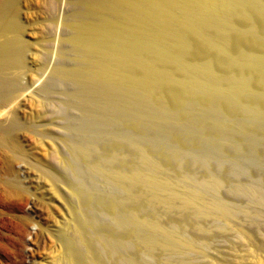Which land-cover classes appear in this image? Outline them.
Wrapping results in <instances>:
<instances>
[{"label": "bare ground", "instance_id": "bare-ground-1", "mask_svg": "<svg viewBox=\"0 0 264 264\" xmlns=\"http://www.w3.org/2000/svg\"><path fill=\"white\" fill-rule=\"evenodd\" d=\"M35 1H39L40 8L33 9L25 6V13L36 14L32 21L25 25L20 16L22 7L19 0H0V152L5 158V168L13 173L11 174L13 177L8 179H3L0 176V264H117L116 259L118 260V258L123 259L124 263L126 261L128 264H143L138 259V256H132L135 254H132L131 246L128 243H134L141 251L143 249L144 252L152 256L156 253L157 241H161L165 246V239H168V242L172 237L167 238V235L161 232L162 228V231L165 229L163 225H168L167 223L164 224L165 221L162 222L163 219L162 221L161 218L159 219L158 214H156L157 218H155V210L157 211L158 209H155V203L166 202L164 204L168 206L167 203H169V206H171L170 202H175L174 199L176 197L179 198L180 195L178 194H181L175 190L171 191L167 196L163 195L165 197L155 193L158 183V185L162 183V185L167 187L168 191L172 190L174 178L178 176L173 174V177L170 172L161 174L168 170V167L166 168V165L163 164L166 162L168 166V162L173 161L175 155H177L175 154L173 143L169 139H161L168 129L165 127V124L168 123L167 120L169 118L171 120L174 119L179 128L185 129L184 120L191 119V121L188 120L190 123L195 121H193L194 118L190 114L193 110L204 108L209 113L218 112L221 110L222 102H224L233 105L235 110L239 112L246 111V114L248 112L253 114V117L256 118L255 123L258 122L257 125L253 124V126L250 120L249 123L251 125L243 126V129L240 125L235 124L237 128L239 126L241 128L240 132H238L233 125H229L227 129L225 127L222 130L223 126L220 122L219 124H214V126L212 125V127H208L209 124L203 126L204 123L202 127L199 126L202 128V132L205 131L212 137H219L220 133L223 136L224 133L222 131L226 130L233 135L238 133L236 137H239L240 134H242V137L248 134L253 136L256 133H260L264 137V107L256 106L257 104H249L250 102L245 100H236L233 96L232 98L230 94H227L228 92L216 94L212 90L213 87L222 86L236 89L248 87L259 95L264 96V72L253 79H249L250 77L248 78L244 73L237 71L238 74H235L236 76L232 71H230L232 74L221 76L212 68L211 64L213 63L209 61L210 64H204L206 59L201 63L195 57L196 47L199 48L208 42L209 47L212 48L210 49V51H213H211L212 54L214 53L215 57L217 56L216 58L229 69L237 64L245 65L249 59H254V63L253 60L251 61L252 64L256 65L255 63H257L263 67L264 58L260 57V55L256 54V56L253 54L254 58H250V54L248 53L249 56H247L248 54L246 52V55L245 51L234 54L229 39L231 35L238 36L241 32L238 31L237 27L239 25L237 26L235 17L229 13L231 10L228 8H233L234 6V9L237 7V9L241 8L246 11L244 5L247 6L246 4H248L255 9L253 11L261 13V17L263 16L264 4L261 3V0H57L59 2L58 13L56 10L57 15L41 17L38 14L42 10L48 9L49 11L52 1ZM68 1L70 6H72V8L69 6L71 8L69 11L66 6ZM50 25L55 27L54 43L62 33L63 26L69 31V35L66 38L68 42L64 41L69 43L70 49L75 52V65L70 69L59 64L56 60L57 55L60 56L59 53H61L58 46L56 49L55 47L50 48L51 40L47 34V29L51 27ZM249 29L258 34L259 29L255 23L250 22ZM191 30L197 35L196 39L198 42L196 47L190 40V36H188V31ZM261 31H263L262 34L264 35V29ZM227 34L228 36L230 35L229 39ZM198 53L197 55H199ZM165 60L167 61L166 63H175L177 68L179 67L189 74L188 78L186 77L188 80H184V78L181 82H178L188 91V94L191 85L197 86L206 97L202 105L192 96H188L186 100H181L174 96V93H171L175 75L173 70L170 69L171 65L168 64L170 67H165ZM47 72L48 74L46 75ZM233 72L235 73V70ZM138 75L143 76L144 79L147 78L150 83L148 89L143 88L142 84L140 85V83L136 82ZM56 77L65 80L71 79L76 81H73L74 83L80 85V88L76 85L78 93H75V89V94L72 93L69 96L79 98L81 106L86 112L85 115L84 110L79 107L85 115V122H88V116L90 118L89 122L92 121L102 127V124H105V131L107 129L112 134L115 117L117 116V113L115 116L116 108L121 107L123 109V115L120 116L118 114L119 118L122 117L120 119L128 121L137 131L140 130L147 134L145 142H143L142 146H138V152L136 149L137 153H134L132 157L137 156L138 161L143 166L145 165L144 169L146 168L148 172L142 171V166H140L142 168L136 167L135 173L129 171L128 173L121 168H115L113 164V167L106 168L107 166L102 165L103 162L101 160L103 158L101 160L94 159L98 156L103 157L106 155L111 157L112 154L114 157V154L120 150L121 145L119 146V143L115 144L112 142V145L105 150L101 148L99 150L91 138H89L91 139L89 141L88 139L68 136L65 133L61 134L53 130L54 123L58 119L55 107L63 109L64 107L59 105L67 102V99H65L66 102L63 99L69 93L66 92L64 94L65 88H62V93L64 94L62 100L64 102H61L60 98H58L59 100H54L57 94L55 95L52 92L53 89H56L52 87ZM39 80H42L41 84L31 89L34 83ZM260 87L263 88L262 91L261 89L259 90ZM51 92L55 95L54 98H52L53 95L48 100H46L45 96L43 97L45 98L44 100L40 98L41 94L49 95ZM35 95L39 98H35ZM27 97H34L39 105L41 103L43 105L41 110H37V119L31 124L27 123L28 125L18 117V112L26 102ZM59 97L62 96L59 95ZM97 99L102 102L100 103L101 105H104L102 106L104 107L103 109L98 106L99 101ZM74 103L76 102L73 101L71 105ZM65 107L66 110L69 105L66 103ZM72 107L74 106L72 105ZM146 110L156 117L157 120L155 119L156 125L147 127L145 124L146 127L143 128L141 122L135 120L134 118L136 117L133 118L132 115L135 112L140 115L145 114ZM177 110H181L183 113L176 112ZM66 114L68 113H63L59 118ZM241 120L239 121L240 124ZM220 121L222 122V120ZM226 122L228 124L230 120ZM223 123L225 124L224 121ZM63 124L61 122V126L69 128L70 122L66 121ZM83 124L85 125V123ZM80 127L82 128V126ZM29 128H31V131H29ZM30 135L36 138L37 146L42 150H49L50 159L39 161L24 160L22 158L23 155L26 156L27 153H31V148L28 146ZM233 135L230 137H233ZM112 137H114L113 134ZM56 139H59L64 144L68 152L57 146V143H55ZM259 142L262 144V141ZM251 146H253L252 143ZM96 150L99 151L100 155L93 157V153ZM25 152L27 153L25 154ZM156 152L159 154V158L161 157L160 155H166L164 158L161 157L163 161L156 158ZM261 156H264V154ZM70 158L72 160L74 158L76 160L79 159L78 163L82 161L81 164L84 162L88 163V168L91 171L100 174H82L83 172L81 174H72L77 173L78 168L74 167L75 165L72 164L73 161H70ZM18 160H23L18 164L19 170L17 165L16 169L14 168V163ZM111 161L113 162V160ZM135 161L137 160L135 159ZM138 161L135 163H138ZM185 179L182 180L184 181ZM216 180L218 178L215 179L216 184L218 182L222 184L221 179L217 182ZM190 181L192 182V180ZM195 182L196 180H194ZM188 185L192 184L189 183ZM217 185L219 186V184ZM134 186L139 189V193L137 196L135 195V200H133L135 203L129 206L126 202L129 201L130 195L133 194L131 189ZM195 189L197 188L195 187ZM119 190L126 194L124 198L121 196L122 199L117 195ZM145 190L152 193L151 198L145 195ZM197 195L199 196L197 201H200L201 198H207L201 194V196ZM181 198L183 199V197ZM188 198L190 199V197ZM187 203L184 202L185 206L189 205ZM42 204L47 208L46 211H48L54 224L41 222L39 218L41 213L37 209V205ZM184 204H181V206H184ZM218 204L221 207L224 206L221 201H218ZM185 206L183 207L184 209ZM177 207H180V205H177L175 209ZM226 207L228 208V206ZM138 209H141L140 211L148 209V213L146 212L147 210L145 211L148 214L147 216L145 213L147 216L145 220L142 219L143 221H140V217L137 218L136 216L137 213L135 215V212H137L135 210ZM207 209L209 208L207 207ZM184 212L181 213L183 214ZM58 215L59 217L61 216L60 220L57 218ZM59 222L61 223L60 225L55 224ZM189 223L191 224L192 222ZM142 224L151 225L152 228L148 231L151 232L153 229L152 234L149 232L147 234V230H143L144 225ZM51 226H54V228H51ZM148 229L150 228L148 227ZM171 234L175 233L172 232ZM47 246L51 250L39 257L36 254V250ZM171 249H173V245ZM248 251L249 254L255 255L254 250L248 249ZM179 252L180 255L182 252L180 250ZM176 253L174 255L177 256L178 254ZM257 256L259 255L256 254L254 258L256 259ZM181 258L178 259L179 263L176 262L177 264H193L191 261H185V257L183 258L185 260ZM258 259L257 261L261 260ZM221 260H211L208 263H234L231 259L227 260V263H225V258L224 263ZM249 260L251 261L252 259Z\"/></svg>", "mask_w": 264, "mask_h": 264}, {"label": "rangeland", "instance_id": "rangeland-1", "mask_svg": "<svg viewBox=\"0 0 264 264\" xmlns=\"http://www.w3.org/2000/svg\"><path fill=\"white\" fill-rule=\"evenodd\" d=\"M51 1H52L53 5L51 4V6L49 7V11H48V9L42 10L38 14L39 16L45 17V16H49V15L50 16L51 15H57V13H58L57 7L59 6V4H58L59 0L58 1L57 0H51ZM261 1L260 2L262 4H264L263 3L264 0H261ZM19 2H20V5L22 7L21 9L23 11V12L21 11V13H20L21 19L24 21L25 25H27V24H29L28 22L32 21V19L35 17L36 14L31 13V12L25 13V11H24L25 6H28L29 8H33V9H38V8H40V3H39V1L36 2L35 0H19ZM54 2H55V4H54ZM246 5L247 6L244 5V8H246V11L245 10L243 11L241 8L237 9V7H235V9H236L235 10L234 6H233V8H231V7L228 8L231 10V12H229L230 10L228 12L234 15L236 24H237V26L239 25V27H240V28L237 27V29L241 33H239L238 36H234V35L232 36L231 35V38L229 37L230 35L228 36V34H229L228 33L227 37H228V39L230 38L229 42H231L230 45L233 49L234 54H236L237 52L239 53V52L245 51L244 52L245 54H246V52H247V54L248 53L250 54V56H249V54L248 55L246 54L250 58H254L253 54L260 55V57L264 58V35L262 34L263 31H261L264 29L263 28L264 27V11H263V16L260 17V15H262L261 13H257V11H253L255 9L251 8L252 6H249L248 4H246ZM66 6H67L68 11L72 8V6H70L69 1L66 3ZM69 6L71 8H69ZM232 9H234V10H232ZM56 10H57V13H56ZM250 22H253L258 26V29H259L258 34H255L254 32L250 31V29H249ZM50 26L51 27H49L47 29V34H48L51 42L53 41L52 43L50 42V46H51L50 48L55 47V49H56V47L58 46V48L61 50V53H59L60 56L57 55L58 57L56 58V60L59 62V64L64 65L67 69H70L75 65L74 64L75 63V52L72 49H70V46H69L70 44L66 43V42H68L66 40V38L69 35V31L67 28H65L63 26L62 33L60 34L61 37L58 36L59 35V32H58L57 36L59 38L57 37L56 42L54 43L53 37L55 36L54 35V33H55L54 28L55 27H54V25H50ZM188 32H189L188 36H190L189 37L190 40L192 41L193 45L196 47L197 42H198V40L196 39L197 35H195V33L192 30L188 31ZM26 37L28 38L27 35H26ZM51 37H52V39H51ZM58 39H60L61 41ZM64 40H66V42ZM60 43H61V45H60ZM207 43L206 44L204 43L205 45L203 44L199 48L196 47L197 49H196L195 57L201 63H203L205 59L206 60H205L204 64L209 63V61H210V63H213V64H211V66L214 69V71L219 73V75L221 74V76L222 75L227 76V75H229V73L230 74L233 73L235 75V74H238L237 72H239V73L241 72V73H244V75L246 77H248V78L250 77L249 79H251V78L253 79V78H255V76L257 78L262 72H264V66L261 67L260 65L255 63L257 65L256 66V65L251 63L252 60L254 63V59H249V61L245 65H240V64L234 65V67H233L234 69L233 68H230V69L227 68L226 65H224L218 58H216L217 56L215 57L214 53L212 54L213 51L212 50H211L212 52L210 51V49H212V48L209 47V43L208 44ZM63 45H64V47H62ZM61 48H63V49H61ZM198 49H199V51L200 50H202V51L199 52ZM197 53L199 55H197ZM151 55L156 56L155 54H151ZM53 56H54V54H53ZM164 62H165V64H164L165 67H170L169 65H171L170 69L173 70V72H174L173 74L175 75L174 76L175 77L174 83L172 82V84L174 86H171V88H173L171 90V93L172 94L174 93V96H177L181 100H186V99H188V96H192L195 100H197V102L201 103V105H202L204 103L206 97H205V94L197 86L191 85L190 86V92L188 94V91L185 90L184 87L179 83L184 78H185L184 80H188L187 78H188L189 74L186 71L182 70L181 68H179V67L177 68V65L175 66V63H171V62L166 63L167 62L166 60ZM166 65H168V66H166ZM234 70H235V73L233 72ZM230 71H232V73ZM47 74H48V72L46 73V75ZM177 76H178V78H177ZM136 79H137L136 82L140 83V85L142 84L141 86H143V88L148 89L150 87V83L147 80V78L144 79L143 76L138 75ZM42 80H43V78H42ZM42 80L41 81L39 80L36 83H34V85L32 86L31 89L38 87L41 84ZM55 80H56L55 81L56 83L54 82L53 85L56 87L53 86L52 88H56V89H53L52 92L55 93V95L57 94L56 97L51 92L52 94L50 93L49 95L48 94L47 95L41 94L40 98L42 100H44L45 98H46V100H48V98L51 99L50 96L53 95L52 98L55 97L54 100L55 99L59 100L58 98H60V100L62 102L63 100L65 101V99H67V102L66 101L65 102L69 105L70 109H69V107H67V109L65 110L66 103L59 105L60 107L63 106L64 107L63 109H61L60 107H59L60 109L55 107V110H57L55 112H57L58 114L60 113L59 116H61L63 113L64 114L68 113V114H66L65 116H62V118L61 117L59 118L58 114H56V116L58 117L59 120L56 119L57 121L54 124L56 125V123H58V125H56V127H55V125L53 124L54 125L53 130H55L56 132L61 133V134L65 133V135H68V136H72V137L76 136L77 138L86 139V140L88 139L89 141H91V139H92V141L94 140L93 142L96 143L94 145H96L97 146L96 148H99V150H101V149L105 150L107 147L112 145V142L115 144L119 143L118 145L119 146L121 145L120 150L117 151L116 154H114L115 155L114 157H113V154L111 155V157H109V155H106V156L102 155L103 157H101V156L99 157L98 155H100V154L98 153L99 151H97L98 150L97 149L96 150L97 152L94 151L93 157H95V156L96 157L98 156V157L94 158V159L95 160L96 159L101 160L103 158V160H101L103 162V164L102 163L101 164L104 165L105 167L107 166L106 168H111L115 165V168H119V169L121 168L124 171H127V172L129 171L131 173H135L136 167L142 166L143 167L142 171L148 172V170L146 168H145L146 170L144 169L145 165L143 166V164L138 161L137 156L132 157L134 155V153L138 152V149H137L138 146L139 145L142 146L143 142H145V139L147 138V134L143 133L140 130L137 131L136 129H134L132 127L131 124H129L128 121H126L125 119H120L122 117L119 118L118 114L120 116H122L123 112H124L121 107L116 108L115 116L117 113L118 117L117 116H116L117 118L115 117L114 131L112 133L114 137H112V134L109 133L107 129L105 131V126H106L105 124H102L103 125V127H102L100 125L94 124V122H92V121L89 122L90 118H88V116H87V119H89V120L86 119L88 122L84 121L86 112L83 109V107L81 106L79 98L77 99L76 96L75 97H73L71 95H70L71 97L69 96V94L74 93L75 89L77 90L78 87L80 88V85L78 83H74L76 81L73 80L74 81L73 82L71 79H69L70 80L69 81L68 79L65 80V79H62V78L59 79L58 77H56ZM57 85L60 86L59 89L61 88L60 94H59L60 91L58 92L59 89H58ZM76 85L78 87H76ZM62 88H65V90L63 91ZM232 88H230L228 86H226V87L222 86V87H213L212 90L216 94L221 93V92H224V93L228 92L227 94H230L231 97L233 96L236 100H245L246 102H250L249 104H252V105L257 104L256 106L264 107V96L259 95L257 92L249 89L248 87H240L237 89L236 88L232 89ZM260 89H261V91L263 90V88H261V87L259 88V90ZM76 90H75V93H78V90H77V92H76ZM62 91H63V93L65 92L64 94H66V92H69L66 94L67 96L65 95L66 97L64 96V99H63L64 94L62 93ZM79 92H80V89H79ZM59 95L62 97H59ZM35 96H36L35 98H39L37 95H35ZM44 96H45V98H43ZM35 98L34 97L33 98L27 97L26 102L22 105L21 109L18 112V117L21 119L22 122H24L26 124L27 123L31 124V122L33 123V121H35L37 119V115H38L37 110H41V108L43 107L42 103H41V105H39L36 102ZM68 98H70V99H68ZM73 101L76 103L78 102L77 104L74 103L75 105L72 104L74 107H72V105H71V103H73ZM97 101H99V100L97 99ZM98 103H99L98 106H101V107L104 106V105L100 104V103H102L101 101H99ZM79 107H81L80 108L81 110H84L85 115H84V113H82L83 111L81 112ZM103 108L104 107H102L101 109H103ZM171 109H172V107H171ZM220 109L221 110H219L218 112L215 111L212 113H209L207 111V109H204V108L198 109V110H193L190 114L192 115L191 117L194 118L193 121L194 120L195 121L190 123L189 121H191V119L190 120L189 119L184 120L185 123H183V125L185 126V129L179 128L178 124L176 123V121H174L173 118H172L173 120H171L169 118L167 120L168 123L165 122L166 123L165 127H167L168 129L166 128L167 131L161 139H164V138L166 140L169 139L173 143V146H174L175 151H176L175 154H177V155H175L173 161L171 160L170 162H168V164H169L168 166H167L166 162H165V164H163V165H166L165 166L166 168L168 167V170H166L165 172H163L161 174H166V172H168V173L170 172V174L172 176H173V174H174V176H175V174L178 176H175V178H174L175 179L174 184L171 187L172 190L168 191L166 189L167 187L162 185V183H160V185H158L159 184L158 183L157 184L158 187H156L155 193H157L160 196H163V195L167 196V194L169 195L171 191L175 190L176 192H178V193L180 192L181 194H178V195H180L179 198L176 197V199H174L175 202H170L171 206H169V203H167L168 206L166 204H164L166 202H164V203L156 202L155 203V209L158 208L157 211L155 210V218H157L156 214H158L159 219L161 218V221L163 219L162 222L165 221L164 224L167 223V225H168V226H166V224L163 225L165 229H164V231H162L163 230V228H162L161 232H164L167 235V238L172 237V238H170V240L168 242H167L168 239L162 238V239L166 240L167 246L166 245L164 246L163 245L164 243H161V241H157L158 243L156 244V248H157L155 251L156 253H155V255L153 254V256H152L151 254L148 255L146 252H144L143 249L141 251V249L137 248L134 245V243H131V242L128 243L131 246L132 251L131 250L130 251L132 252V254H135V255H132V254L131 255L132 256H138V259L141 260V262L143 264H145V261H146V264H174V263L177 264L176 262H178V259H180L181 257H182L181 258L182 260L186 259L185 261H187V262L191 261L193 264L194 263L195 264H209L208 263L209 261L216 260V259L221 260V258H222L221 261H223V263L225 260H226L225 263H227V260L231 259L235 264H264V259H263L264 258L263 257L264 256V197H263L264 196V156H261L264 154L263 153L264 152L263 151L264 150L263 149L264 148V144H263V142H264L263 138L264 137L262 135H260V133L253 134V136H252V134H248L247 136L243 135L244 137H242L241 136L242 134L239 133L240 134L239 137L241 136L243 138L242 139L241 137L240 138L236 137V136H238L237 135L238 133L233 135L228 130H226V131H222V133H224L223 136H221L222 134L220 133L219 137L213 136L214 137V139H213V137L211 135H208V133H206L205 131L202 132L203 130L200 127H202V125L204 123L205 124L203 126L209 124L208 127L209 126L212 127V125L214 126V124H217V123L219 124V122H220V123H222L221 125L223 126L222 130H224L225 127H226L225 129H227V127L229 125H233L234 127H236L235 124L236 125L238 124L242 128L243 126L245 127L247 125H251L250 124L251 121H252V125L253 124L257 125V123H258V122L255 123L256 118L253 117V114H250V112H248L246 114L245 113L246 111L245 112H239V111L235 110V107L233 105H229V104L222 102ZM150 110H151V108H150ZM147 111L148 110H146V112ZM146 112H145V114H142V115L137 114L136 112L135 113L133 112L134 115H132L133 118L136 117V118H134L135 120H138V122L139 121L141 122L143 128L146 127V125H147V127L153 126L157 120L156 117L152 116L149 113V111L147 114H146ZM176 112L183 113L181 110H177ZM82 115H83V117H82ZM141 118H142V120H141ZM149 118H152V119H149ZM213 119L215 120V122ZM75 120H76V122H74ZM220 120H222V122ZM229 120H230V122H229ZM240 120H241V124L239 122ZM249 120H250V123H249ZM66 121L70 122L69 128H65V126L64 127L61 126V122H62V125H64L63 123H65ZM184 121H182V122H184ZM198 121H200V122H198ZM223 121L225 122V124L223 123ZM226 121H228L231 124H229V123L227 124ZM235 121H237V122H235ZM196 122H197V124H196ZM242 122H243V124H242ZM83 123H85V125ZM86 123H88V124H86ZM193 123H195V124H193ZM128 125H130V126H128ZM80 126H82V128ZM89 126H90V129H89ZM196 126H197V128H196ZM240 126H239V128L236 127L238 132H240V130H241ZM29 131H31V128H29ZM194 132H195V134H193ZM232 135L234 138L230 137ZM33 137L34 136L30 135V137H29L30 141H28V146L31 148V153L29 154V153L25 152V154L26 153L27 154H26V156L23 155L22 158L24 160L28 159V160H39V161L50 159L49 150L48 149L42 150L39 146H37L36 138L35 137L33 138ZM110 137H111V139H109ZM189 137H191V138H189ZM235 137H236V139H235ZM89 138H91V139H89ZM246 139L248 140V142ZM58 140L59 139H56V141H55V143H57V146L62 148L65 152H68V150L64 146V144L60 140L59 141ZM96 140H99V141H96ZM228 141H230V142H228ZM259 141H262L261 143L263 145L260 144ZM97 142H99V143H97ZM241 142H242V144H241ZM102 143H103V145H102ZM136 143H139V144H136ZM243 143H244V145H243ZM246 143H249V144H246ZM251 143L253 144V146H251ZM260 146H262V147H260ZM253 149H255V150H253ZM234 150H235V152H234ZM251 152H253V153H251ZM156 154H157V152H156ZM160 156L162 158L166 157V155H160ZM161 157L159 158V154L156 155V158L158 160H161ZM134 158L138 161L139 164L135 163L137 161H135ZM71 160H72V158H70V161ZM75 160H76V158H74V160H72L73 161L72 164L75 165L74 167H77L78 169L76 168L77 173H72V174H81L82 172H83L82 174H100V173H96V172L94 173L93 171H91L90 168H88V163H85L83 161L84 163L81 164L82 161H81V163H78L80 160L79 159H78L79 161L78 160L75 161ZM111 160H113V162ZM22 161L23 160L16 161L14 163V168L16 169V165H17V169L19 170L18 164H19V162H22ZM161 161H163V160H161ZM161 163H164V162H161ZM77 164L79 167L77 166ZM112 164H113V166H112ZM134 164H136V165H134ZM131 166H132V168H131ZM142 167H140V168H142ZM169 167H170V169H169ZM138 170H141V169H138ZM78 172H80V173H78ZM91 172H93V173H91ZM11 174H13V173H11V171H9L5 168V158L3 157V155H1V152H0V176L3 179H8L9 177H13ZM215 177L218 178V180H216V182L221 179L222 184L218 182L217 183V184H219V186H218L215 183V179H216ZM182 179H185V180L183 181ZM190 180H192V182ZM194 180H196L195 183H194ZM212 181H214V182H212ZM187 182L191 183L192 185H188L189 183H187ZM223 183L225 184L224 186H223ZM194 184H195V186H194ZM213 184H215V185H213ZM193 186H194V188H193ZM195 187L197 189H195ZM202 189H203V191H201ZM156 190H158V191H156ZM197 191H199V192L197 193ZM260 191H261V193H260ZM118 192L120 194L117 193V195H119L120 197L122 196L124 198L126 196V194L123 191L120 192V190H119ZM131 193H133V194L130 195L131 197H130L129 201L126 202V204L128 203L127 205H129V206H132L135 203L133 200H135V197L139 193V189L134 186L131 189ZM197 194H199V195L201 194V195L207 197L206 199L200 197L201 198L200 201L201 202L204 201V202H202V204L200 201H197L199 199V196ZM145 195L148 198L149 197L151 198L152 193L150 191L145 190ZM119 196H117V197H119ZM165 196H163V197H165ZM260 196H261V198H260ZM122 197L120 199H122ZM181 197H183V199ZM185 197H186V199H187V197H190V199L189 198L187 199L190 203L189 202L187 203ZM195 197H197V198H195ZM194 198L196 199L195 200L196 203L193 201ZM184 199H185V201H184ZM217 200L221 201L222 205L228 206V208L226 206L221 207V205L218 204ZM205 201H206V203H205ZM214 201H215V203H214ZM184 202L189 204V205L185 206ZM181 204H184L185 209L183 208L184 207L183 205L181 206ZM177 205L178 206L180 205V207H177L175 209V207ZM207 207L209 209H207ZM179 208H180V211L182 208L181 212L185 211L186 214H185V212L182 214L179 211ZM221 208L224 210H222ZM37 209L41 213L39 216L41 222L47 223V224H54L53 221H51L52 218L49 215L48 211H46L47 208L44 206V204L37 205ZM141 209L135 210V211H137V212H135V215L137 213V215H136L137 218L140 217L139 220L143 221L148 216V214H147L148 209H146L147 211L145 210L147 213L145 211H140ZM177 209H178V211H177ZM209 211L211 214L209 213ZM145 213L147 214V216ZM181 215H184V216H181ZM144 216H146V217L144 218ZM57 218L60 220L61 216L59 217V215H58ZM184 220H187V221H184ZM189 222H192L193 224L192 223L190 224ZM55 224L60 225L61 223L59 222V223H55ZM142 225H144V224H142ZM147 226L145 224L144 225L145 229L143 228V230H147V232H146L147 234H148V232L152 234L153 229L151 232L148 231V230H151L152 226L151 225L148 226L150 229H148ZM51 228H54V226H51ZM172 232L175 234H171ZM177 232H178V234H177ZM164 233H162V234H164ZM179 234H180V237H179ZM181 237H183L182 238L183 240L181 239ZM186 239H188V240H186ZM172 245H173V249H171ZM258 247H259V249H258ZM248 249L254 250L253 251L254 254L259 255L257 257L261 260L257 261L258 258L256 257V259H255L254 258L255 255L253 256V255L249 254ZM50 250L51 249L48 246L45 248H39L38 250H36V254L39 257H42L44 254H47ZM179 250L184 254L183 256L185 257V259H183L184 257L182 256V253L179 255V253H180ZM140 251L143 253H141ZM177 251H178V253H176ZM175 253L178 255L177 256L174 255ZM188 254L190 255V257ZM170 255H171V257L172 256L173 257L171 258ZM116 258H118V257H116ZM189 258H191V259L187 260ZM224 258H225V260H224ZM249 259H252L251 260L252 262ZM116 262H117V264H128L126 261L124 263L123 259H120V258H118V260L116 259ZM184 263H186V262H184Z\"/></svg>", "mask_w": 264, "mask_h": 264}]
</instances>
